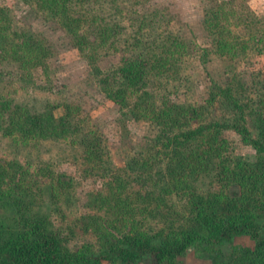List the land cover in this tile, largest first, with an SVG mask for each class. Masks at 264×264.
<instances>
[{"label":"rangeland","instance_id":"1","mask_svg":"<svg viewBox=\"0 0 264 264\" xmlns=\"http://www.w3.org/2000/svg\"><path fill=\"white\" fill-rule=\"evenodd\" d=\"M220 1L145 0L137 5V13L122 20L124 29L117 40L118 47L108 49L98 41L90 45L94 36H88L87 24L80 28V33H88L89 43L80 46L75 34L58 17L39 10L32 2L0 0V6L7 7L18 29L44 38L50 50L45 64L28 69L27 79L21 76L28 70L20 62L14 58L0 59V94L37 111L52 109L56 117L64 116L73 122L72 130L61 139H33L20 133L0 132L1 184L8 194L0 198V225L15 223L17 198L30 216H45L49 229L72 251L100 253L106 249L108 239L119 237L138 223L151 233L165 229L155 240L177 241L176 235L168 237L166 233L190 215L185 206L188 195L181 194V187L194 169L193 155L177 152L161 158L166 181L172 187L164 193L154 175L160 162L143 165V154L150 157L161 149L155 143L158 127L151 118L152 112L148 108L132 109L137 91L130 90L127 105L108 97L91 61L105 73L130 61L141 62L144 57L152 61L160 53H147L128 45L134 40L137 19L155 13L157 24L148 33L158 37L175 33L186 47H181L182 55L170 71L155 69L150 73L146 87L156 96L151 100L159 105L165 98L185 107L200 108V115L189 112L183 119L184 128L196 127L226 114L219 100L211 105L206 101L214 84L230 85L241 101L250 105L245 110L247 124L257 138V100L264 78V0H237L247 21L239 22L234 16L228 19V48L218 46L206 25L207 11ZM86 3H91L90 10L88 4L82 3H74L72 9L109 16L111 8L105 0ZM243 39L248 41L242 44L246 45L244 49L236 44ZM90 53H94V60ZM94 135L99 136L102 158L101 154L91 157L86 151L84 139ZM220 137L224 142L223 157L228 162L248 165L264 159V151L244 141L235 130L225 129ZM133 157L139 158L137 167H130ZM224 183L218 179L211 182L209 175L202 174L195 182V190L224 191L230 196L239 190L237 185ZM260 222L264 237V215ZM254 247L255 240L247 234L218 244L199 242L175 261L162 264H247L240 258ZM112 264L125 263L118 260ZM140 264L156 261L147 256Z\"/></svg>","mask_w":264,"mask_h":264},{"label":"trees","instance_id":"2","mask_svg":"<svg viewBox=\"0 0 264 264\" xmlns=\"http://www.w3.org/2000/svg\"><path fill=\"white\" fill-rule=\"evenodd\" d=\"M24 1L32 2L39 10L58 17L61 23L75 34L80 46L84 42L89 43L86 40L88 33L87 35L80 33V28L87 24L88 36H94L90 45H95L98 41L99 44L112 49L118 47L117 40L121 38L124 29L122 20L137 13V5L145 0H105L111 8L108 17L83 14L72 9L74 3H82L84 6L88 4L90 10L91 3H86L88 0ZM238 4L237 0H222L206 13V25L220 47H229V41L225 39L231 34L228 19H232L233 16L238 18L239 22L245 19ZM155 15L152 13L137 19V23L134 24L135 34L132 35L134 40L129 41L128 46L145 50L147 53H160L159 57L155 55L152 61L150 57H144L143 61L137 63L130 61L124 67L108 73L91 62L108 97L117 103L127 105L130 90L137 91L139 94L132 109L148 108V111L152 112L151 118L158 127L155 143L161 149L150 157L140 153L141 156L143 154L144 166L150 163L151 166L159 162L161 164V158H167L172 153L190 152L193 155L194 169L189 177L183 180L181 187L183 188L181 194L188 195L185 206L188 207L190 215L184 217L176 229L170 228L166 233L168 237L176 235L177 241L167 243L155 240L165 233V229L151 233L141 229L138 223L128 231L122 232L119 237L108 239L106 249L100 253L91 251L89 254L88 250L72 251L59 235L49 229V221L45 216H30L22 201L16 198L14 199L16 212L13 216L15 223L9 224L10 226L5 223L0 225V264H112L118 260L125 264H140L147 256L153 257L156 264H162L165 261H175L194 243L218 244L244 234L255 240V247L247 249V253L242 255L240 261L247 264H264V237L260 233V218L264 215V159L248 165L239 161L232 164L223 157L224 142L220 137L225 129H233L258 151H264V78L257 100L259 106L256 118L257 138L252 136L247 124L245 110L250 105L243 103L230 85L222 87L214 84L206 101L211 105L219 100L225 115L213 117L196 127L184 128L183 119L188 113L200 115L202 110L191 106L185 107L165 98L156 105L155 101H152L156 96L149 87H146L150 73L155 69L162 72L170 71L182 55L181 47H186L184 41L182 42L175 33L169 32L159 37L153 33L149 34L157 24ZM253 37L255 41V34ZM246 42L248 41L243 39L236 44L244 49L246 45L242 44ZM49 53L44 38L18 29L7 7L0 6V59L14 58L24 65V70H28L45 64ZM89 56L92 60L95 59L94 53H90ZM29 72L30 70L23 73L22 70L21 76L26 77ZM72 128L73 122L70 118L56 117L52 109L37 111L0 94V132L5 135L20 133L26 138L61 139L67 136ZM98 139V135L86 137L84 144L91 157L96 158L101 154L102 158V145ZM159 156L160 159H157ZM138 164L139 158L133 157L130 167L132 165L137 167ZM161 165L158 164L154 175L158 186L164 193H168L172 187L166 181L167 173ZM202 174L209 175L211 182L218 179L224 180L225 186L237 185L239 190L233 191L231 196L224 191H197L195 182ZM2 181L0 174V198L8 195L2 188Z\"/></svg>","mask_w":264,"mask_h":264}]
</instances>
